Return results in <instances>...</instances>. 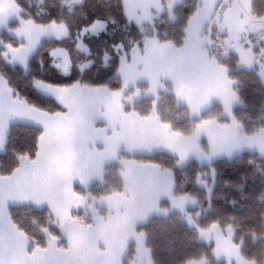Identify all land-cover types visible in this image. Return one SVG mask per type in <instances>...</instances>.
Masks as SVG:
<instances>
[{
    "label": "trees",
    "instance_id": "16d2710c",
    "mask_svg": "<svg viewBox=\"0 0 264 264\" xmlns=\"http://www.w3.org/2000/svg\"><path fill=\"white\" fill-rule=\"evenodd\" d=\"M12 1L19 5L20 16L25 22L46 26L54 20L57 24L65 25L68 36L61 40L41 41L26 67L13 66L0 59V75H4L8 85L26 102L61 114L66 110L54 99L40 94L34 86L35 80L67 85L80 81L86 88H106L111 92H118L122 88V82L117 75L119 67L116 61H113L109 68L98 70L103 63L101 55L96 54L99 53L98 46L101 42L111 44L123 40L125 48L128 49L129 61L132 49L137 44L138 48H143L144 42L148 39H158L159 42H175L177 39L183 41L187 22L196 8L195 0H184L173 11V15L176 16L174 23L169 20V13L164 12L151 22L136 25L128 20L123 0H83L72 8L65 6L63 0ZM253 8L257 17H264L262 0H256ZM108 18L114 23H107L106 32L85 38L84 42L90 49L94 45L97 46L96 53L88 55L78 52L76 44L81 38L79 29L93 20L107 21ZM10 25L15 27L17 23L13 22ZM0 40L17 45L6 32L0 34ZM57 47L65 48L71 53L72 69L69 75H62L60 70L53 66L48 53ZM108 52H112L111 47L108 48ZM90 61L92 64L81 73L79 66ZM227 63L229 78L236 83L238 97V106L232 111V118L243 133L251 137L264 128V84L255 72L238 71L231 60ZM217 107L212 106L198 119L191 118L188 109L181 105L173 94H160L157 99L142 98L123 108L125 112L136 113L143 119L154 118L174 135L190 138L199 121L218 120L220 108ZM225 120L220 118V123H226ZM39 132L40 129L33 126L13 124L7 136L8 146L17 152L27 150L35 158L37 151L35 137ZM134 161L154 165L160 172H170L175 195L189 196L197 203V208L190 211L196 216L197 229L191 228L183 216L176 213L166 217L152 216L136 228V236L143 237V245L150 264H194L202 261L206 264H218L215 260L214 245L202 242L198 232L208 230L212 226L232 233V243L239 248L243 261L264 264V158L257 153L247 152L230 160H215L206 166L190 160L181 169L176 166V158L163 152L136 158ZM14 164L15 158L9 153L8 166L0 168V173L10 171ZM104 181V185L94 184L87 192L77 191L79 194H89L92 198H105L123 192L116 164L111 163L104 168ZM199 183L204 184L205 189L200 188ZM165 204L166 202L161 201L160 208H165ZM8 211L12 219L29 234L36 231L33 217L40 225L46 224L48 212L46 209L20 206L11 207ZM47 226L57 234L54 219ZM41 243L43 244V241ZM62 244L65 251L67 246L65 243ZM28 253H32L31 245L28 247ZM123 264H127V260Z\"/></svg>",
    "mask_w": 264,
    "mask_h": 264
},
{
    "label": "rangeland",
    "instance_id": "374dc122",
    "mask_svg": "<svg viewBox=\"0 0 264 264\" xmlns=\"http://www.w3.org/2000/svg\"><path fill=\"white\" fill-rule=\"evenodd\" d=\"M82 1L63 0L65 6L69 8L79 5ZM183 1L123 0V3L128 20L136 25H141L157 19V15H161L164 12L169 13V20L174 23L176 16L173 15V11ZM195 1V12L187 22L183 41L181 39H177L175 42H159L158 39L146 40L147 42H144L143 48L136 47L138 54L131 51V54H134V56H131V60L128 61L127 59L120 62L117 72L122 82L120 91L111 92L106 88L91 89L83 86V94L69 98L68 103L72 105L74 111L75 109L81 110L87 106L98 109L101 108L102 103L106 102L116 103L124 110L123 107L125 105H132L142 98L153 97L157 99L160 94H173L178 102L188 109L189 116L196 119L200 118L201 114L207 112L215 105L220 108L218 120L199 121L195 125L190 138L176 135L178 138L176 137L172 140V144L176 147L173 148V151L163 153L176 158L180 151H184L186 161H177L176 165L180 169L190 160H195L200 165L206 166L212 164L215 160H230L247 152L257 153L264 158V151H261V145L264 144V136L260 135V131L251 137L246 136L237 123L233 124L232 111L238 106V97L236 83L229 78L227 61L231 60L232 65L238 71L255 72L264 84V79L259 75V65L254 63L249 67L239 61V57L233 49L219 47L216 29L213 28L211 32L207 31V17L211 9V0ZM255 1L238 0L240 6L231 13L230 18L237 30L247 28L249 25H256L257 27L254 31L256 35H259V26L264 23V17L261 16L259 18L254 14L253 3ZM262 1L264 2V0ZM8 2L9 0H0V14L3 13ZM11 2L13 7H15L16 5L12 0ZM17 10L19 11V9ZM225 16H229V13H225ZM13 22L17 23V18L15 16L8 17V22L4 29L0 30V34L6 32L18 43L16 37L10 35L6 30L8 27L16 28L17 25L15 27L10 25ZM24 28L25 31L47 30L50 28V24L40 26L30 21H24ZM240 35V42L244 47H247L246 43H244L246 39H255L252 32H241ZM53 36L54 34L51 32L45 31L41 41L54 39ZM20 43H24V41L21 40ZM40 43L29 55L27 62L35 54ZM261 59H264V57ZM83 65H89V63ZM13 66L25 67L19 64ZM36 90L44 95L38 89ZM44 96L47 97L46 95ZM64 109L67 111L66 108ZM220 118L226 119V123H220ZM214 145L217 148V154L206 158L213 151ZM111 163L118 166L116 162ZM160 173H162L160 200L157 211L153 216L166 217L171 213H176L183 216V219L191 228L197 229L196 216L190 212L197 208V203L189 196L175 195L172 174L170 172ZM100 182L98 181L95 184L100 186L105 184L104 173ZM199 187L205 189L202 183H199ZM90 200L99 202L102 198ZM161 201L166 202L163 209L160 208ZM97 202L95 204H98ZM92 208L94 207L88 205L87 209L89 211L87 214L79 215V218H84V226L91 225L102 214L101 210L98 211L95 208L92 212ZM102 215L105 216V213ZM55 227L54 229L59 234ZM198 232L202 242L214 245L215 260L218 264H250L241 259L239 248L232 243V233L230 231L226 232L212 226L208 230H198ZM62 243L66 244L65 241ZM130 247H132L131 251ZM126 260L127 264H150L148 253L143 245V237L135 234L133 242L128 247V251L123 254L120 264H123ZM194 264H206V262L202 261Z\"/></svg>",
    "mask_w": 264,
    "mask_h": 264
},
{
    "label": "snow or ice",
    "instance_id": "6c2138e0",
    "mask_svg": "<svg viewBox=\"0 0 264 264\" xmlns=\"http://www.w3.org/2000/svg\"><path fill=\"white\" fill-rule=\"evenodd\" d=\"M239 6L238 0H211V9L207 17V31L211 32L215 28L219 47L233 49L240 62L249 67L254 63L258 64L259 75L264 79V59H261L264 57V23L259 26V35L255 34L254 30L257 26L254 24L237 30L230 15ZM18 8V4L13 7L11 0H9L3 13L0 14V30L4 29L8 22V17L15 16L17 18L16 28L8 27L6 30L10 35L15 36L18 41L17 45L14 46L11 42L0 40V59L11 65L19 64L26 67L29 55L41 42V37L45 31L54 34L53 38L56 40L67 38L68 32L64 24H57L54 20L47 30L25 31L24 19L19 15ZM225 13H229V16H225ZM109 22L114 23L110 18L107 21L97 19L80 28L78 33L81 34V38L76 44V50L88 55L96 53L97 46L94 45L90 49L84 42L85 38L106 32V25ZM241 32H252L255 36V39H246L244 41L247 47H244L240 42ZM21 40L24 43H20ZM98 47L100 50L96 54L101 55L103 61L98 68L100 71L109 68L113 61H116L117 67H119V62L128 59V49L125 48L123 40L111 44L102 41ZM109 47L112 49L111 53L108 52ZM137 47H139V44H137ZM48 54L52 58L53 66L60 70L62 75L70 74L72 58L71 53L67 49L57 47L49 51ZM89 64H92V62L90 61ZM87 67L89 65H80L79 71L83 73ZM34 86L47 97L55 99L67 111L63 114L60 112L53 113L47 108L26 102L8 85L4 75H0V168L8 166L9 153L15 158V164L11 167V170L6 173H0V264H96V261L86 259L69 258L67 260H58L46 258L49 253L62 252V242L64 240L69 241V253L73 256L82 255L91 246V241L87 240L89 228L84 226V218L72 219L67 206L64 207L63 222L60 217H54L53 213V208L56 205H64L66 196L68 197V205L75 203L79 206L84 200L83 197L75 195L71 185L79 167V160L86 150V143L81 142L79 149H77V136L74 124L77 116L72 105L68 103L69 98L82 95L84 87L80 81H74L71 85H67L53 84L38 79L34 81ZM14 118H19L18 121H26L39 126L40 132L35 137L37 141L35 158L27 150L17 152L15 149L9 148L6 130L11 128ZM61 120L67 126V135L61 145L53 143L48 148L57 150L60 147H64L71 152L72 174L70 175H60L48 171L45 160L46 150H42L46 133L50 134L57 122ZM80 123L82 125L83 121L81 120ZM235 123L233 121L234 125ZM260 135L264 136V128L260 130ZM130 147L147 151L158 149L173 151V148L167 144L165 138L160 134L142 135L133 141ZM261 151H264V144L261 145ZM216 154L217 148L214 145L213 151L206 158ZM176 159L177 161H186L185 152L180 151ZM45 176H47V184L43 183ZM19 196L32 198L37 209L43 207L45 203L49 206L45 225H40L39 221L33 217V223L36 225L34 234H29L22 229L12 219V215L8 211L9 201H15ZM24 202L26 203L27 201ZM85 208L87 209V203H85ZM54 218L60 227L58 235L54 234L47 226L52 223ZM17 232L23 237V240L16 235ZM77 235L79 236V243L76 242ZM41 241H43V244ZM30 245L32 247L31 256L28 255V247Z\"/></svg>",
    "mask_w": 264,
    "mask_h": 264
},
{
    "label": "crops",
    "instance_id": "0c3cea01",
    "mask_svg": "<svg viewBox=\"0 0 264 264\" xmlns=\"http://www.w3.org/2000/svg\"><path fill=\"white\" fill-rule=\"evenodd\" d=\"M136 47L132 49V52L138 54ZM132 55L134 56V54ZM102 104L101 108L98 109L87 106L74 111L77 116L74 121L77 136L76 147L79 149L80 143L85 142L86 150L79 160V167L75 173L71 189L76 196H81L84 200L79 206L75 203L68 205V197L66 196L64 205H56L53 208V213L54 217H60L63 222L64 207L67 206L70 210V217L75 219L79 215L87 214L89 211L85 208V203H87V206H93L98 211L101 210L105 216L101 214L91 225L85 226L89 228L87 240L91 241V246L82 255L73 256L69 253V241L64 240L67 249L62 252L49 253L46 257L48 259L67 260L73 258L94 260L96 264H120L123 254L128 251V247L133 242L136 228L157 211L162 173L156 166L139 164L134 159L147 157L157 152L169 151L165 149L155 151L133 149L130 145L142 135L160 134L165 138L167 144L174 148L176 146L172 144V140L177 136L170 133L166 126L152 118L143 119L136 113H127L116 103L106 102ZM18 120L19 118H14L12 125L23 124L39 128L34 123ZM81 120L83 121L82 125ZM67 132V126L61 120L57 122L50 134L46 133L43 141L42 150H46V167L52 173L72 174L71 152L64 147L57 150L48 148L53 143L61 145ZM8 133L9 130H6V137ZM111 162L118 164L123 192L102 198L99 202L97 200L92 202L90 199L93 198L89 195L79 194L77 190L87 192L96 182L101 183L104 168ZM43 183L47 184V176H45ZM96 202L98 204H95ZM20 206H31L37 209L32 198L19 196L15 201H9L8 210L11 207ZM48 207V204L45 203L39 209L48 210ZM94 208H92V212ZM74 216L76 217L74 218ZM54 221L55 228L60 232V227L55 218ZM16 235L23 240L19 232ZM76 242L79 243L78 235ZM28 255L31 256L29 253Z\"/></svg>",
    "mask_w": 264,
    "mask_h": 264
}]
</instances>
